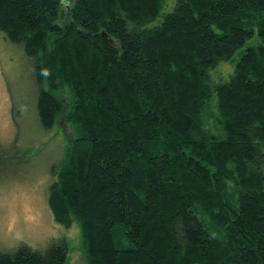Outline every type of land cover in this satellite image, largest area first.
I'll return each instance as SVG.
<instances>
[{"label":"trees","instance_id":"obj_1","mask_svg":"<svg viewBox=\"0 0 264 264\" xmlns=\"http://www.w3.org/2000/svg\"><path fill=\"white\" fill-rule=\"evenodd\" d=\"M168 1L0 0L41 127L74 132L49 210L76 224L77 264H264V0ZM70 253L21 245L0 264Z\"/></svg>","mask_w":264,"mask_h":264},{"label":"rangeland","instance_id":"obj_2","mask_svg":"<svg viewBox=\"0 0 264 264\" xmlns=\"http://www.w3.org/2000/svg\"><path fill=\"white\" fill-rule=\"evenodd\" d=\"M174 3L169 0L164 12L171 11ZM256 41L255 37L248 44ZM239 53L229 61L232 65L220 66L224 76L232 73ZM30 63L22 48L0 34V146L7 148L5 155L0 154V251L25 245L43 252L52 242L64 239L71 246V263L77 264L81 261L79 230L76 224L70 229L57 224L47 202L54 181L51 171L64 159L67 139L74 132L62 123L48 131L41 127L38 87Z\"/></svg>","mask_w":264,"mask_h":264}]
</instances>
